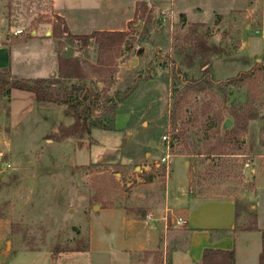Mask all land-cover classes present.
<instances>
[{
  "label": "rangeland",
  "instance_id": "obj_1",
  "mask_svg": "<svg viewBox=\"0 0 264 264\" xmlns=\"http://www.w3.org/2000/svg\"><path fill=\"white\" fill-rule=\"evenodd\" d=\"M247 1L246 10L198 28L174 21L152 7L142 15L139 7L126 30V44L105 52H98L95 45L78 51L67 41L53 39L56 58H76L87 76L84 82L61 80L58 88L69 91L75 86H98L99 109L103 99L115 102L116 94L136 87L118 106L126 112L125 128L94 131L95 139L105 148L101 152L105 160L97 164L79 168L59 164L60 172L55 168L48 171L50 165L41 156L59 153L46 146L48 141L54 142L48 132L57 112L37 108L12 131L7 126L2 128L9 97L0 96V191L5 190L3 197L9 202L14 233L23 245L33 250L48 248L42 252L43 258H50L51 252L84 248L86 235L76 226L83 222L78 211L82 207L121 206L140 180L165 178L160 165L165 155L164 135L173 147L169 172L175 175L185 169L186 161L173 156L188 153L192 192L203 198H233L238 209L237 228L250 227L255 215L257 229L264 232V177L259 175L254 180L250 173L253 167L264 170L263 162L251 165L254 157L264 155V83L224 86L228 79L255 68V62L242 56L238 47L245 36L262 25L264 0ZM199 4L204 9L203 20L209 21L211 10L223 13L229 2L205 0ZM53 17L50 0H7L0 37L11 43L13 38L25 42L37 32L43 38L55 23ZM18 31L21 33L15 35ZM195 40L224 52L203 67L201 56H190ZM146 77L149 79L144 82ZM57 107L68 117L65 106ZM245 111L257 119L236 128L230 114L242 117ZM98 113L96 110L93 115ZM122 116L116 118L115 126L121 125ZM226 119L231 123L228 129L222 126ZM60 127L65 126L60 124L56 134ZM211 148H219L222 155L212 154L208 160L196 155ZM99 149L94 147L96 153ZM3 211L0 209V216ZM134 260L136 264H163L162 258L154 260L152 255L135 254Z\"/></svg>",
  "mask_w": 264,
  "mask_h": 264
},
{
  "label": "crops",
  "instance_id": "obj_2",
  "mask_svg": "<svg viewBox=\"0 0 264 264\" xmlns=\"http://www.w3.org/2000/svg\"><path fill=\"white\" fill-rule=\"evenodd\" d=\"M204 1L50 0V11L53 16L64 20L70 35L81 36L93 32H126L138 6L155 8L174 21L183 15L187 25L203 27L214 25L215 16L225 17L246 10L248 2L226 0L229 5L225 12L211 10L210 20L204 21V9L199 4ZM6 2L0 0V24ZM182 6L185 8L181 9ZM50 30L44 33L43 38L33 32L32 37L25 42L13 38L11 43L0 37V72L6 71L10 77L23 80L54 76L57 58ZM14 51L18 52V56L13 57ZM238 52L255 63L264 60V16L262 25L241 40ZM8 101V113L2 119V128L7 126L13 131L37 108L57 112L52 130L48 133L56 134L60 124L65 127L73 124L71 118L61 115L63 108L37 104L32 93L11 90ZM119 116H122V123L115 126ZM127 123L126 114L115 116L116 131L124 129ZM94 131H91L89 138L48 141L46 146L59 152L43 153L41 156L42 161L50 165L48 171L55 168L60 172L59 164L79 168L105 160L101 153L105 148L95 139ZM94 147H100L97 153ZM174 157L186 161L185 169L178 170L175 175L169 172L166 178L152 179L149 183L140 180L139 184L131 188L121 206L105 209L99 206L97 211H92L93 207L91 210L82 207L78 215L82 216L83 222L76 226L80 234L86 235L85 247L55 255L51 252L50 258L41 255L48 248L28 249L17 239L14 220L7 207L9 202L3 197L5 190H1L0 209L4 211L0 216V264H86V261L88 264H136L134 255L146 252L161 253L163 264H166L167 259L170 264H201L205 249L233 251L234 264H258L261 253L259 229L258 232L236 230L234 199L225 196L203 198L194 194L190 186L188 159L183 155ZM257 162L264 163V155L254 157L251 165ZM253 168L250 173L254 180L259 175L264 177V170ZM178 218L184 220L183 225H176ZM256 227L259 228L257 222Z\"/></svg>",
  "mask_w": 264,
  "mask_h": 264
},
{
  "label": "trees",
  "instance_id": "obj_3",
  "mask_svg": "<svg viewBox=\"0 0 264 264\" xmlns=\"http://www.w3.org/2000/svg\"><path fill=\"white\" fill-rule=\"evenodd\" d=\"M139 6L135 17L139 12ZM143 11L140 14L144 15L146 7L140 6ZM54 22L51 28V37L54 40L67 41L72 46L78 47V51H85L90 46L95 45L98 52L109 51L113 48H119L126 44L128 34L126 32H93L88 35L73 36L67 30L64 20L54 16ZM220 16H215V22H218ZM179 20L181 23H185L184 16L180 15ZM216 24V23H215ZM132 26V22L128 24V28ZM197 28L202 25H194ZM190 56H201V66H209L211 58L215 55H220L224 51L216 46H209L204 41L195 40L190 47ZM149 77L143 79L147 81ZM61 80L84 82L87 80V76L84 72L81 63L76 58H67L62 55H57V74L48 79H35V80H23L16 79L9 76L6 71L0 72V96L10 95L11 90H19L32 93L35 97L37 104H50L56 106H65V116L73 118V124L69 127H60L58 134L51 135L50 138L54 139V142H61L67 138L83 139L89 138L92 130H100L104 132L115 131L114 120L115 116L119 114H125L119 109V105L123 103L128 96L136 90V87H128L127 91L122 94H116L117 100L112 102L109 98L103 99L101 105L98 108L99 95L98 86L85 88L82 86L72 87L67 91L57 86L60 85ZM255 81H261L264 83V60L261 63H255V68L241 73L238 76L228 79L224 86H241L244 83L253 85ZM91 84V83H90ZM98 111L97 115H93L94 111ZM174 116V111L170 114ZM234 120L235 127L244 128L246 122L250 120H256L257 116L250 111H245L244 115L232 112L230 114ZM223 126V124H222ZM219 132V131H218ZM170 148L172 149V142H170ZM218 151V153H213ZM212 154L222 155L219 148L207 149L205 153L197 152L196 155L205 156L208 160ZM189 154L187 153L186 156ZM153 178L147 177L144 180L145 183H149ZM235 203V202H234ZM109 208V207H102ZM236 219L238 218L237 206L235 203ZM241 231H258L256 227V218L254 215L253 223L250 227L237 228ZM223 234H226L225 232ZM261 235V253L258 259V264H264V232H260ZM79 251L78 249L69 250L64 249L62 251L54 252L53 255L64 252ZM144 256L152 255L154 260H160L162 254L158 252L143 253ZM153 260V261H154ZM166 264H170L167 259ZM201 264H234V252L233 251H215L211 249H205L202 254Z\"/></svg>",
  "mask_w": 264,
  "mask_h": 264
},
{
  "label": "built area",
  "instance_id": "obj_4",
  "mask_svg": "<svg viewBox=\"0 0 264 264\" xmlns=\"http://www.w3.org/2000/svg\"><path fill=\"white\" fill-rule=\"evenodd\" d=\"M21 31H18L15 33L16 34H20ZM162 141L164 142L165 144V147H164V150H165V155L164 157L160 160V165H162V169L164 171V177L166 178L168 176V173H169V166H170V162H171V159H170V156H171V148H170V143H169V140H168V137L167 136H163L162 137ZM247 166V165H246ZM157 169H158V165L156 166ZM7 168H10L9 165H7ZM184 224V220H182L181 218H178L176 220V225H183Z\"/></svg>",
  "mask_w": 264,
  "mask_h": 264
},
{
  "label": "water",
  "instance_id": "obj_5",
  "mask_svg": "<svg viewBox=\"0 0 264 264\" xmlns=\"http://www.w3.org/2000/svg\"><path fill=\"white\" fill-rule=\"evenodd\" d=\"M134 62V61H133ZM230 120L229 119H226L225 121H224V123H223V128L224 129H228L229 127H230ZM137 170H139L138 168H137ZM98 210V207H96V206H94L93 207V211H97Z\"/></svg>",
  "mask_w": 264,
  "mask_h": 264
}]
</instances>
